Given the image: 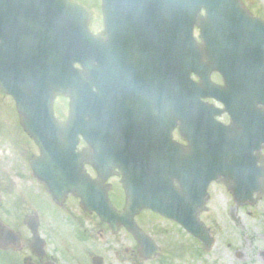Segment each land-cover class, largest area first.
I'll return each instance as SVG.
<instances>
[{"label": "water", "instance_id": "1", "mask_svg": "<svg viewBox=\"0 0 264 264\" xmlns=\"http://www.w3.org/2000/svg\"><path fill=\"white\" fill-rule=\"evenodd\" d=\"M103 5L106 15L123 8L139 9L142 19L151 14L149 34L158 38L157 59L153 57L150 64L143 59L141 65V152L133 150L119 162L102 156L95 164L121 166L127 195L123 212L112 206L110 187L104 184L115 169H96L99 177L92 180L85 169L86 154L76 152L80 135L90 140L103 133L102 102L119 68L113 67L107 48L122 41L123 30L110 27L109 39L93 35L90 12L76 1L0 0V89L13 96L22 126L40 147L41 156L31 162L34 177L59 204L75 195L83 208L96 212L115 232L124 226L138 240L146 260L157 257L160 249L135 222L145 209L179 222L209 247L212 241L199 214L214 178L210 173L204 179L200 169L225 166L230 158H225L226 129L233 138L234 144H228L233 150L248 141L250 150L257 151L255 164L264 149V107H260L264 106V20L255 17L242 0H103ZM196 27L201 43L194 37ZM144 31L143 25V44ZM76 63L81 70L74 67ZM214 72L221 73L224 87L211 81ZM192 73L200 83L192 81ZM166 87L172 91L170 106ZM159 90L161 102L149 104L147 97ZM58 95L71 99L66 122L55 118ZM202 97L221 101L225 111L203 103ZM224 112L232 120L226 129L215 120ZM178 123L189 141V153L172 140ZM137 165L142 169H135ZM176 181L184 189L196 190L202 199L174 200L171 194ZM233 191L239 201L246 199L241 196L244 189L235 186ZM27 225L33 234L32 250L43 256L39 220L29 217ZM0 247H21L19 235L1 220Z\"/></svg>", "mask_w": 264, "mask_h": 264}, {"label": "flooded vegetation", "instance_id": "2", "mask_svg": "<svg viewBox=\"0 0 264 264\" xmlns=\"http://www.w3.org/2000/svg\"><path fill=\"white\" fill-rule=\"evenodd\" d=\"M97 3H93L91 6L86 5L91 12V33L95 36H102L104 39H109L110 27H116L119 30L123 31L122 41L118 44L115 43L114 45L107 48L108 54L111 57L113 67L118 66L119 68L116 71L117 74L113 75L110 79L102 102V125L104 126L103 133L100 137H93L88 141L84 140L80 136L77 147V151L86 154L87 162H85V168L93 178H97V173L94 171V169H122L121 166L115 164L105 166L95 165L98 162L99 157L108 156L112 158L111 161L115 160L119 162L123 159L126 154L132 155L131 152L133 150L135 154H138V152L140 154L141 152V141H138V132H140V121L142 115L141 108L143 100L140 85L141 65L143 59L146 62L149 61V64L151 63V61L154 60L153 57L157 59V53L154 50L157 49L156 40L158 39H152L149 34V29H152L151 14H145L144 19H142V14L137 11L139 9L134 10L132 12L131 8H123L121 10H118L117 13L106 15L103 1L97 0ZM143 25L145 29L144 44L142 32ZM159 50H161L160 56H162L163 47H160ZM166 55L168 56V47H166ZM166 77L168 85V72L166 73ZM216 82L221 83V79L217 77ZM119 84L120 86H118ZM161 93L162 91L159 90L156 93L150 94L147 97V101H150L148 103L155 105L161 102L159 100L162 96ZM0 95L2 97L10 99L15 105V102L11 96L3 94L1 91ZM61 100L62 98H59L56 101L57 111H59L57 104ZM172 100V91L170 88L168 89V87H166V102L170 105L172 104ZM58 118L62 121H66L68 115L67 117L62 118L59 116ZM225 118L228 117L222 116L220 121L224 123V125H227L229 121H227ZM119 127H121V133L119 131ZM22 131V133L26 137V140H28L29 142L28 144L33 143V145L36 146L37 154L33 155L32 158L35 156H39L40 150L33 141V139L24 129H22ZM120 134L121 138H119ZM173 137L175 141L185 145L186 149L188 148V144L181 140V137L177 130L173 131ZM263 161L264 160L259 161V169H257V174L255 176V184L259 188L258 192L255 194L252 200L240 202V204H238V202L236 201L231 189L239 183L243 185L249 184L250 180L253 178V175L250 174V170L253 169H213L217 173V178L214 182L211 183L209 187V203L207 205V208L201 213V220L210 211L209 206L212 200V193L210 191L212 189L219 190L220 194L224 197V200L226 201L225 209L218 208L216 206L217 215L214 218V223L216 226L215 230H212L202 220L210 231V235L213 238V245L216 242V240L214 239L217 237H238L239 233L242 232L238 230H233L232 226L236 228L241 225L243 226L244 221L247 222L246 217H249L253 209L258 208V206L264 202V166L262 165ZM135 169H142V167L138 165L135 167ZM233 170H235L237 173H234ZM203 178H205V175H203ZM113 179H119L118 184H116V186L118 187H116L114 183H111ZM108 183H111L112 185V189L109 193L110 197H112V194L115 193V190H121V194L118 193V195L121 198L120 201L124 200L125 203L126 198L121 183V177L114 176L109 180ZM176 187L179 188V186L177 185ZM70 200L78 202V205L76 204L78 207L75 205V209L78 208V210L80 211L79 214L71 213L70 215H66V226H68L72 232L73 241L70 242L64 236V238H60L59 243L55 239V237H52L56 243V247L54 248L55 251L53 253H50L48 248V242L46 241L47 252L42 257H38L31 251V247L29 245L30 240L25 241L23 239V243L25 245L21 250L25 249L27 244L28 250L32 255V257L25 258V261L33 260L36 264H47L49 262H53L54 264H115L116 262L118 264L122 263L117 258L119 253L118 250L111 249V251L110 249H105V247L102 245V240H104V237H106L105 234H111L114 239L117 238L118 234L113 233L110 227L106 223L101 221V219L96 214L87 213L84 210H81L79 206L80 201L73 196L69 197L68 200L60 208H64ZM254 201H257V203L254 204ZM243 213H246V216L243 215ZM243 216L246 220H243ZM3 221L5 222V220ZM222 222H224V225L222 224ZM123 231L124 230H121L119 233ZM124 232H126L130 236V238L134 240L137 244L135 238L129 232ZM242 238H244V236H242ZM242 242L243 240L241 239V242H239V247L233 243H231L230 245L226 244L229 249L231 248V246H234L237 249L235 253L236 260H242L246 257L244 253V246H246L247 244L245 241V245L242 246ZM203 248L207 251L211 250L207 249L202 244L201 249L204 250ZM4 252L8 254L13 253L14 251L7 250ZM131 252H137L139 257L141 258L138 244L136 245V249ZM126 253H130V249H127ZM110 255L113 258L112 261ZM116 258L119 261L115 260ZM153 260H149L146 262H150Z\"/></svg>", "mask_w": 264, "mask_h": 264}, {"label": "rangeland", "instance_id": "3", "mask_svg": "<svg viewBox=\"0 0 264 264\" xmlns=\"http://www.w3.org/2000/svg\"><path fill=\"white\" fill-rule=\"evenodd\" d=\"M80 1L87 6L97 3V0ZM244 1L256 16L264 20V0ZM197 35L198 33H196ZM68 102L67 99L58 102L59 111L56 108L58 117H67ZM22 132L14 103L0 95L1 217L25 241H28L31 239V235L27 231L24 221L29 215H37L41 222L42 235L48 242L50 253H53L56 247L54 237L59 243L60 238H64V236L70 242L73 241L72 232L66 226V215L80 213L78 208L75 209L78 202L70 200L64 208L58 207L48 197L43 187L33 179L29 162L32 156L37 154V150L33 143L28 144L29 142ZM118 182L119 179L111 181L115 186ZM210 192L212 193L210 211L202 220L212 230H215L216 206L225 209L226 201L219 190L212 189ZM118 193L121 194V190H115L112 198L117 207L122 208L123 204L120 202L121 198ZM243 215L246 216V213H243ZM246 218L247 222L244 221L243 226L237 228L232 226L233 230L242 232L239 233L238 237H217L214 239L216 242L210 251L204 248L202 250V243L192 238V235H187L179 225L149 211H144L137 221L140 227L151 235L162 248V254L157 259L146 262L139 257L137 252L132 253L131 251L136 249L137 244L124 231L118 233L116 239L111 234H105L106 237L102 240V245L105 249L118 250L117 258L122 262L120 264H264V202L258 208L253 209L251 215ZM243 220H246L244 216ZM222 224L224 225V222ZM241 239L243 240L242 246L245 245V241L247 244L244 246L246 257L242 260H236L235 253L237 249L234 246L229 249L227 245L233 243L239 247ZM127 249H130V253H126ZM27 257H32L27 246L21 251L8 254L0 250V264H24ZM110 258L112 261L111 255ZM117 258L115 260H118Z\"/></svg>", "mask_w": 264, "mask_h": 264}]
</instances>
